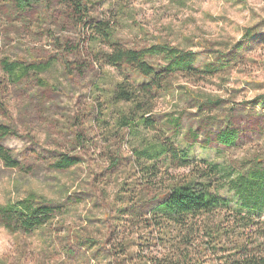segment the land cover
Segmentation results:
<instances>
[{"label":"rangeland","instance_id":"374dc122","mask_svg":"<svg viewBox=\"0 0 264 264\" xmlns=\"http://www.w3.org/2000/svg\"><path fill=\"white\" fill-rule=\"evenodd\" d=\"M88 6V18L112 21V36L125 46L166 43L194 52L197 65L209 60L208 49L219 48L239 61L222 79H176L159 109L186 110L183 125L196 127L200 121L188 107L192 101H183L188 93L225 100L222 107L234 109L229 113L239 131L235 147L221 148L225 156L264 155V107L259 103L264 97V0H89ZM86 29L57 0L22 8L14 0H0V61L50 63L17 83L0 66V124L13 132L2 144L23 167L10 169L0 162V207L30 194L54 204L69 201L62 214L28 234L0 223V264H111L104 237L112 188L100 182L95 189L91 179L105 172L93 124L95 99L117 77L112 67L89 61L90 51L102 44ZM67 61L84 65V74L67 75ZM226 115L223 110L219 117ZM122 150L126 156L125 144ZM61 154L77 157L79 164L54 169ZM191 155L217 156L212 147H195ZM74 234L92 237L96 246L78 247Z\"/></svg>","mask_w":264,"mask_h":264},{"label":"trees","instance_id":"16d2710c","mask_svg":"<svg viewBox=\"0 0 264 264\" xmlns=\"http://www.w3.org/2000/svg\"><path fill=\"white\" fill-rule=\"evenodd\" d=\"M14 1L22 8L37 0ZM57 1L102 44L90 51L89 61L99 68L112 67L117 77L100 89L93 119L105 172L100 179H91L92 187L101 182L112 188V214L105 222L104 237L110 263L264 264V155L256 152L239 160L225 156L221 148L238 143L239 131L229 113L234 109L222 107L225 100L220 98L182 92L188 93L185 103L192 101L188 107L195 109L200 121L196 127L183 125L186 110L159 109L176 79L190 83L222 79L240 62L219 48L213 54L207 48L209 60L197 65L194 52L166 43L125 46L112 36V21L88 18L89 0ZM49 64L0 61L13 83ZM78 65L64 62L65 73L84 74V65ZM259 103L263 109L264 97ZM223 110L228 115L220 118ZM12 134L0 124V162L23 170L2 144ZM195 147H212L217 156H192ZM78 164L77 157L61 154L52 167L63 170ZM68 202L54 204L30 194L0 207V223L9 231L28 234L62 214ZM74 236L82 249L96 246L92 237Z\"/></svg>","mask_w":264,"mask_h":264}]
</instances>
